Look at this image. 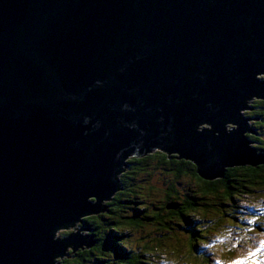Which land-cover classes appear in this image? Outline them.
Masks as SVG:
<instances>
[{
	"label": "water",
	"instance_id": "95a60500",
	"mask_svg": "<svg viewBox=\"0 0 264 264\" xmlns=\"http://www.w3.org/2000/svg\"><path fill=\"white\" fill-rule=\"evenodd\" d=\"M262 75L264 0H0V264L92 248L56 234L107 210L132 157L264 164L242 112Z\"/></svg>",
	"mask_w": 264,
	"mask_h": 264
},
{
	"label": "trees",
	"instance_id": "16d2710c",
	"mask_svg": "<svg viewBox=\"0 0 264 264\" xmlns=\"http://www.w3.org/2000/svg\"><path fill=\"white\" fill-rule=\"evenodd\" d=\"M254 103L257 109L255 118L260 121L254 122V125L258 128V125L264 121V100H256ZM258 131L260 132L258 137H253V140L256 144H260L257 146L258 150L264 152V132L260 129ZM174 156L169 157L168 154L157 150L141 158L132 157L129 159V167L120 176L123 188L121 192L114 197L111 203H107V210L103 215L89 217L92 218L89 220L90 222L86 221V226L93 232L96 231L98 234L94 233V235L98 236L95 238L97 239L96 244L92 248L73 254L77 261L81 259L87 261L86 257H91L92 261L90 262L93 264H148L146 256L157 255L166 244L163 243L167 238L165 235L173 230L184 233L190 231L193 234L190 240L184 241L187 244V247L185 245L184 247L188 256L193 259L197 255L195 241L199 237L204 239L206 235L203 233L202 224L194 228L187 226L192 215L198 216V220L205 222L206 218L203 216L205 212H199L201 208L216 205L217 202L213 201H218L219 198L232 200L237 190L241 194L242 191L264 194V164L229 167L226 169L225 177L205 180L198 175L195 164L184 159L178 160ZM139 171H141L142 177L138 179L139 182H136L137 180L129 175L139 173ZM163 171L172 174V179L166 182L165 188H161L160 183L153 180V177L159 176L158 174ZM185 181L192 182L195 186L187 185L184 186L185 189H182ZM159 190H161L162 197L156 201L160 204H150L148 202L150 197L156 196L155 191ZM135 199H140L141 207L133 206L139 202ZM169 205H177V207H169ZM104 215L110 217L107 218ZM225 216L232 220L229 221L231 226L235 224L234 219L227 211ZM147 226H155L156 231L153 230L148 234L142 233L140 237L142 245L139 246L141 251H139L140 249L134 251L135 249L129 247L126 242L130 233L125 231L124 227L139 229ZM101 255L107 257L111 255V258H102ZM157 256L160 257V254ZM205 256L203 253L199 259L209 263L208 257ZM115 257L116 260L113 261ZM157 259L159 258L157 257ZM61 262L62 264L74 263L70 262L69 257Z\"/></svg>",
	"mask_w": 264,
	"mask_h": 264
},
{
	"label": "rangeland",
	"instance_id": "374dc122",
	"mask_svg": "<svg viewBox=\"0 0 264 264\" xmlns=\"http://www.w3.org/2000/svg\"><path fill=\"white\" fill-rule=\"evenodd\" d=\"M260 77L264 78V75ZM256 100L260 99L254 98L249 103L251 106L254 107L253 109L242 111L244 113V116H246L247 118L256 117L255 112H257V109L255 108L254 103ZM254 122L260 121H250L252 127L255 126V128L253 129L256 133H247L251 141H254L253 137H258L260 133L258 131L259 129L264 132V121L260 125H258V128L256 127V125H254ZM233 126L234 125L232 124L228 125L229 128ZM258 144H256V142L254 141L252 145L257 148ZM259 152L263 151L259 150ZM140 172L141 171L136 174H130L129 176L134 177L133 179L137 180L136 182H139L138 179L142 177V173ZM123 173L124 172H122L120 176ZM158 175L159 176L153 177V180H155V182L157 183H160L161 188H165L166 182L172 179V174L170 172L168 173L167 171H163L161 174ZM187 185L190 187L195 186V184H193L192 182L190 183L189 181H185V184L182 186V189H185L184 186ZM121 190H119L114 195V197L119 192H121ZM155 193L156 196L150 197L148 202L150 204L154 203L159 205L160 202L156 200H159L162 197L161 190H159L158 192L155 191ZM114 197L112 198V200L114 199ZM133 197L135 198L136 195ZM111 201H106L105 203L109 204L111 203ZM136 201L139 202L133 204V206L141 207L142 203L140 202V199H137ZM213 202H217L216 205L202 207L201 211H199L205 212V214H203V216H205L206 218L205 222H203L202 220H198V216L192 215L190 218V222L187 224V226H189L190 228H194L197 225L202 224L201 226L204 230L203 233H205L206 235L204 236L205 240L198 236L199 238H197V240L195 241L197 247V255L195 256V258L192 259L191 256H188L186 248L184 247V245L187 247V244H185L184 241L190 240L193 234L190 231L184 233L183 231L173 230L171 231V233L165 235L167 236V238H165V242L163 243L166 244L158 252V254H160V257L157 256L158 254L155 256H146L148 258L147 261L150 262H148V264H207L208 262L205 263L206 261L202 262V260L199 259L203 253L206 255L205 257H208L207 259H209L208 264H264V194H260L254 191L250 193H245L242 191L241 194L240 191L237 190L234 193L232 200H225V198H219L218 201ZM111 207H113V205H111ZM131 211H133V209H131ZM226 211L229 213V215L232 216L235 221V224H233L232 226L230 224V222L232 221L230 220V217L225 216ZM103 213L104 212H101L98 215H103ZM92 216L94 217L95 215L84 217V222H78L74 227H70L68 229H60L57 232L56 236L65 237L72 233L78 232L89 238H92L93 236V239L97 240L95 238L98 235H94V233H98L96 231L93 232L91 229H87L89 227L86 226V221L91 220L92 218L89 217ZM104 216L107 218L110 217L109 215ZM124 230L129 231L128 233H130V236H128L126 240V242H128L129 247L135 249L134 251L139 249V251H141V247L139 246L142 245L140 239L142 233L148 234L153 230L156 231V228L155 226H147L145 228L139 229L124 227ZM87 249L88 248H80L78 251H86ZM76 252L70 253L72 254V256L69 257L70 262L73 261L75 264H93L92 262H90L92 261L91 257H86L87 261H84L82 259L80 261H77V259H75V256H73V254H75ZM110 256L111 255H109V257L101 255L102 258L107 257L109 259L111 258ZM157 257L159 259H157ZM66 258H68V256L64 258H59L58 260L61 261L65 260ZM150 258L153 259L151 260ZM115 260L116 257L113 261Z\"/></svg>",
	"mask_w": 264,
	"mask_h": 264
},
{
	"label": "flooded vegetation",
	"instance_id": "af4514ba",
	"mask_svg": "<svg viewBox=\"0 0 264 264\" xmlns=\"http://www.w3.org/2000/svg\"><path fill=\"white\" fill-rule=\"evenodd\" d=\"M253 128H254V126H253Z\"/></svg>",
	"mask_w": 264,
	"mask_h": 264
}]
</instances>
